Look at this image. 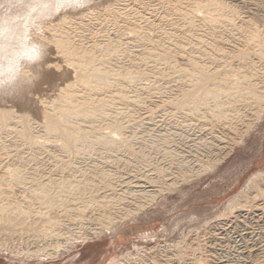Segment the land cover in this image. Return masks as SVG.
Masks as SVG:
<instances>
[{"label":"bare ground","instance_id":"obj_1","mask_svg":"<svg viewBox=\"0 0 264 264\" xmlns=\"http://www.w3.org/2000/svg\"><path fill=\"white\" fill-rule=\"evenodd\" d=\"M118 3H115V4L118 5ZM239 4L240 3L238 0H194V6H192V3H191L192 7L189 5L191 7V10H189L188 13L186 14L189 16L190 23L188 19L186 21H188L191 27L192 25H194L195 20L199 18L200 24L204 23L210 26V28L213 30H216L217 28L221 26V29H223L224 31L225 30L228 31L229 29H232L238 32V34H236L235 37L231 35V33H230V37L228 38L225 35V37L228 40H225V39L224 40L229 41L228 42L229 44L224 43L225 41L221 37V46H218L221 48L220 49L221 50V78H218L217 69H215V71H213L212 69L213 71L212 72L210 70L209 63H207L208 66L202 65L200 62H198L193 57L188 58V62L186 61L188 63L186 68H181L182 66L179 67V65L177 66L175 64H172L169 67V69L172 68L173 72L183 74L182 79L186 81V84L188 86L184 83L186 87L184 88L181 87L182 90L181 91L178 90L179 93L177 94L176 97L171 95L173 96L171 97L173 99L171 100L169 99L168 103L172 106H175L179 110H182L186 113L187 112L190 113L192 116L198 115V116H201V118L209 117V120L211 119L212 121H215V122H221V132L217 131L214 127H211V126L207 127L208 129H203L202 127L205 124H202L203 126L201 125L199 127H201L200 130H202V132L204 130V133H202L204 135H201L204 137L200 136V138L193 140L192 145H190L189 147L185 146V148H183L182 150H176V149L172 150V149H169L170 147L169 148L167 147V145H169L172 142V140L169 139L170 136L168 137L167 133H166L167 136L166 135L164 136L163 134V136L162 137L160 136V138L158 137L156 141L153 139L154 143L152 142L149 145L151 146L150 150L154 149L155 152H158V153L162 152V157L164 159V160L162 159V161H165L166 163H164L165 165H162L163 163H161L160 161L161 158H160L158 160L160 161V163L156 162L154 164L156 165L155 168L153 167L154 168L153 172H155L154 174L155 176L152 177L153 176L152 175L151 177H146L148 174L147 175L145 174L146 176L143 174L144 176L142 177L146 179L147 185H144V184H141V182H138L136 183L135 187H128L127 183H123L124 181L121 182L119 179H117L118 177L116 175H118L119 173H117L116 175H112L111 173H109L108 171L109 169L104 170L103 167L101 168V166H99L96 163H93L91 165H85L88 168L86 167L82 168L83 166L78 167L75 165V163L78 161L74 163L73 162L65 163L61 167L53 166L54 168H58V170H60L58 172L61 174V175L58 174L60 176V179L59 178L53 179L52 177V179H49L46 181H39V179L37 181V179H33V177L37 176L35 175L36 172H34L33 175L31 174V177L33 176L32 178H28L26 174L27 172L26 173L24 172L23 167L25 166H22L23 156L17 157L18 158L17 160L22 162L21 166L17 164L18 167L12 166L13 168H11L9 164L8 166L6 165L5 169L0 171V252L11 250L12 254L20 257L21 259L32 260V259L44 258L46 260H55L62 254V252L69 251L74 246V244L78 242L79 240L86 242L91 238V235H97L103 229L110 231L113 228H116L118 225H120L124 220H128L130 218L132 219L134 216L138 215L143 209L148 207V205L155 202L156 198L159 196L160 193H163L166 190L175 189L180 184H182V182L191 181L209 171H212L213 169H215L217 164L219 165V163L222 162L233 151L234 149L233 146L239 143V140L241 139V137L244 136V134L249 133L253 129L254 125L259 123L264 117V72H263L264 67L254 61L255 59L260 60V62L264 60V33L260 31L258 28L259 26L256 25L257 11L248 10L246 12L241 13L240 11L237 10L238 7H241L239 6ZM119 8H122V7L120 6ZM113 9L114 8H112V10L109 9L108 11L115 18H117V16H121L124 12V11H122V13L120 12V10H124V9H119V10L117 9L118 11L113 10ZM88 11L89 13L94 12V11L91 12L90 10ZM88 11L83 10L82 12H80L78 21L81 20L80 22L83 23V20L88 15ZM76 13L78 12H74V14ZM70 20H73V19L67 16H64L63 18L59 19L60 21L59 23L49 24V26L46 29L44 40H45V43L49 45V47L51 48V49L49 48V50L54 51L53 53L56 54V61L49 62V61H46V59H44L42 63L38 66V68L37 67L33 68V71L38 70L39 72H41V71L47 70L51 72V76L56 77L58 75V71L66 67L69 70H71L72 73L71 72L70 73L72 75L70 77H72L74 81L73 82L71 81V83L69 82V84H67L66 86L64 85L65 88H63L60 91L59 95L57 94L58 97L55 98L56 100H54V102L50 101L52 103H50L46 108H43L44 110H43L42 117H44L43 118L44 123L41 126L42 127L41 131L40 129L37 131V128L33 127V124L35 122L32 124L30 122L32 121V119L29 120V117H27V114L26 116H22V117H15L13 114V111L7 110L4 108L3 109L0 108V128H4V130L5 128L7 129L13 128L11 131L17 135V137L15 136L17 139L19 138L20 140H23L24 142H26V144L36 149H38L39 146H42L41 139H47L48 141V139L51 138L53 139V141L48 144L53 143L55 148H58L60 152L64 153L63 155L65 154L66 156L73 155V157H75L76 160H83L85 162H87L86 160H90V158L94 155L92 154V152L95 153L94 150H97V151L100 150L99 152H102L101 149H105L107 150V152H111V153L115 151L114 152L115 155H117L116 151L122 152L123 150H130V140L131 139L128 140V137L125 135L126 134L125 129L127 127H125L124 121L126 120L125 118L126 115H124V113L122 112H118L117 101H115V99H113L112 96H108V94L112 91L111 89L117 88L119 91V98L122 101L121 103L129 102L131 100V97H130L131 95L128 92V88L126 90L125 85H128L131 88H134L132 87V84L134 85L139 84V81H141L143 78L145 79L146 74L144 73V70L143 72H141L142 70L138 71L135 69L133 70L132 68L127 69L128 67L124 68L118 64V61H116L117 60L116 57L120 55L121 53L123 54L125 53V49L123 48L125 44L123 43L122 39L121 40L115 39V38L111 39L110 37H113V36H110L106 41H102L100 43L94 42L91 45L87 44L86 46L85 42L82 43L79 40H77L78 42L74 40L72 36L73 33L71 34L70 33L71 29H69V25L70 23H72L70 22ZM237 20H239V24L236 23ZM195 27L193 26L192 28H195ZM137 30L139 29H137V27L133 25V28L129 29L128 31L131 32L132 35L139 33L136 35V37H138L137 39H140L139 36H143V39L141 40L150 41V39L146 35L145 36L140 35V32H138ZM184 32L186 33V31ZM228 33L229 32H227V34ZM205 35L206 37H208L206 33ZM217 35L219 34L217 33ZM212 36L214 35L212 34ZM76 37H78V35L75 36V38ZM188 38H191V37H188ZM208 38H211V37H208ZM201 39H203V37ZM236 40L241 41V43H238L239 41H236ZM225 45H230V47L228 46V48H226ZM49 50L48 52H50ZM168 50H164V51L162 50V52L164 53L162 55L157 54L155 52H151L148 54V56L151 58H156L157 60L161 58L163 59L165 58V60L167 61L169 60L171 62V53ZM190 52H191V49H190ZM179 53L181 52L179 51ZM192 55L193 54H191V56ZM234 62L236 63L234 64ZM210 66H212V64ZM155 92L157 91L155 90ZM160 92L161 91H159V93ZM167 93L170 94L169 92ZM135 97L133 99H138L137 96ZM162 101L163 100H161V104L164 102ZM125 105L126 104H124V106ZM148 112H149V109H148ZM176 115H179V114H176ZM186 115L184 116L186 117ZM131 117L133 118L134 116L131 115L128 118H131ZM137 119H140V118H137ZM137 119L136 120L134 119V120L137 121ZM146 121H149V119ZM188 124H191V122L190 123L188 122ZM188 126H192V125H188ZM227 134H234L236 136L234 137L235 138L234 144H228V142L225 141ZM190 138H193V137H190ZM2 143H4V140ZM44 143L45 142H43V144ZM96 146H101L102 148L97 149ZM158 146L160 147V149L155 150L158 148ZM11 148H13V146ZM124 148H128V149H124ZM43 149H44V146L42 147V150ZM53 154L55 153L53 152ZM37 155H33L32 158L38 159L39 155L38 156ZM59 157H62V156H59ZM111 157L112 156H110L109 154H106L105 157L103 155V157L100 158V162H102L103 160L104 161L108 160ZM63 160L65 161L64 158ZM117 160H116V163H117ZM64 161H62V163H64ZM39 162L40 161H38V163ZM2 164L0 162V169L3 168ZM147 164L149 165L148 162L146 163V166ZM38 165H40L41 167L42 163ZM27 167L25 168L27 169ZM140 168H139V171H140ZM66 171L68 173L67 177L70 179L66 178L65 176ZM32 172L33 171H31V173ZM39 173L40 172H38V174ZM114 173L115 171H113V174ZM76 178H80L81 180H75ZM29 179L31 181H29ZM263 181H264V174L262 173L257 174L254 177H252V179H250V181L247 184V187H246L247 189L244 190L242 195L239 197L240 199L245 198V200L244 201L236 200L237 202L234 201V202L229 203L226 206V210L223 214V217L225 216L228 217L232 215L234 212L240 211L243 208L247 207L246 205L249 204V202L247 201L250 199L248 195H251L250 193H252L250 191L254 190L255 194L254 193L253 194L255 196L252 195L254 198H257V197L264 198V188L261 187ZM129 182H132V181H129ZM124 184L127 185L125 189L123 186ZM22 186L27 187L30 190V192L28 193H31L29 194L30 196L27 197L26 193L22 192L23 193L22 197L30 201L31 200L39 201L44 206L46 212H41V211L34 212V210H31V208H29L30 206L28 207L21 206L17 202L18 200H20L19 198H16L17 201L14 204L9 202L8 198L11 195H13L12 193H14L13 190L11 191V188L14 187V190H15L16 187L19 189ZM129 186H131V183ZM86 195L89 197V199L87 198V201L85 202L83 201V205L81 204L80 208L76 207L75 209L74 207L72 208V210L66 209V207L69 208V206L66 205L67 201L69 203L70 201L72 203L80 201V200L82 201L83 200L82 196H86ZM253 201L254 200H252V202ZM87 209L88 210L95 209L96 211H98L100 215L98 214L99 216L98 218H96L97 219L96 221L98 222L97 225L99 227L97 225H96L97 227H93V228L87 226L85 227L87 229V233H84L83 229L81 230L82 232L77 231L79 232V235L77 238L73 239L72 238L73 235H71V233L69 235L67 232H64L63 226H65L66 224L64 221H68L70 223L72 222V225L74 221L81 222ZM72 212L73 213L76 212V214L74 215ZM90 213L92 214L93 212H90ZM62 218H66V220ZM215 226L217 227V225ZM218 226L220 227V225ZM78 230L80 229L78 228ZM216 231H215V235H217ZM218 235L222 236L220 233ZM6 237L7 238L12 237V239H6ZM201 237H204V236H201ZM201 237H198L195 239V241H198L196 243H201L203 241ZM200 238L202 240H200ZM217 238L214 237L213 239L217 240ZM221 238L219 240H221ZM24 239H26L29 244L32 243L34 247L29 248L26 251L21 250V248L16 249V247L14 246V242L15 241L21 242ZM209 239L210 238H208V240ZM64 240L66 241V243H63ZM189 243L191 242L189 241ZM219 244L217 243V245ZM175 248L177 249L176 246ZM200 248H204L202 244L200 245L198 244L197 248L195 246L194 250H197ZM205 248L207 247L205 246ZM159 249L156 247H152V248H148L144 250L143 251L144 255L140 259H130L126 257L124 259L123 264H182L183 261L181 262L179 260H182L184 257L182 256V254H180V252H178V250L172 253L170 251L173 249V247L170 250L169 247L167 246L166 248L162 250H159ZM218 249L212 248L211 250H209V254L207 255L203 254V257H201L200 259L196 258V260L198 261L200 260L203 264H221L222 262L221 254L219 253L220 251ZM163 252L164 254L163 256H161L163 258L159 260L158 254L160 255ZM199 253H202V252H199ZM191 260L193 259L191 258ZM115 264H119V263H115Z\"/></svg>","mask_w":264,"mask_h":264},{"label":"rangeland","instance_id":"obj_2","mask_svg":"<svg viewBox=\"0 0 264 264\" xmlns=\"http://www.w3.org/2000/svg\"><path fill=\"white\" fill-rule=\"evenodd\" d=\"M180 1L178 0H166V1L165 0H95L92 6V9L90 10L91 12L93 11L94 12L89 13L88 11V15L90 17L87 15V17L83 20V23L80 22L81 20L78 21L80 12L76 14H74V12H69L65 15L73 19V20H70V22L72 23H70L69 29L72 30V31L70 30V33L71 34L73 33L72 36L74 40L76 41L79 40L82 43L85 42L87 46V44L91 45L94 42L100 43L102 41H106L110 36H113V37H110L111 39H114V38L120 39V40L122 39L123 43L125 44L123 46V48L125 49V53L124 54L121 53L120 55L116 57L117 59L116 61H118V64L124 68L128 67L127 69L132 68L133 70L134 69L138 71L142 70L141 72H143L144 70V73L146 74L145 79L143 78L141 81H139V84H137L138 86L132 84V87L134 88H131L130 86L125 85L126 90L128 88V92L131 95L130 96L131 100L129 102L121 103L122 101L119 98V91L117 88L111 89L112 91L108 94V96H112L113 99L117 101L118 112H122L124 113V115H126L125 116L126 120L124 121L125 127H127L125 129V133H126L125 135L128 137V140L131 139L130 140V150H123L122 152L116 151L117 155H115L114 153L115 151L111 153V152H107V150L105 149H101L102 152H99L100 150L98 151L94 150L95 153L97 154L92 152V154L94 155L90 158V160H86L87 162H85L83 160H76L75 157H73V155H70V156L68 155L66 156V154L63 155L64 153L60 152L58 148H55L53 143L48 144L53 141V139L51 138L48 139V141L47 139H41L42 146H39L38 149H36L26 144V142H24L23 140H20L19 138L17 139L16 138L17 135L11 131L13 128L12 129L5 128V130L4 128H0V140H1L0 141L1 143L0 144V162L1 164L3 163L2 164L3 168L1 167L2 169H0V171L5 169L6 165L8 166L10 164L11 168H13V167H18L17 164L21 166L23 162L22 166H25V167L28 166L27 169L33 171L31 173V171L23 167L24 172L25 173L27 172L26 174L28 178H32L33 176L31 177V174L33 175L34 172H36L35 175L37 176H35L36 178L33 177V179H37V181L38 179L39 181H46V180L52 179V177L53 179H58V178L60 179V176L58 175L60 174L58 173L60 170L54 167H58V166L61 167L65 163H68V162L74 163L78 161L75 163V165L78 167L83 166L82 168L84 167L88 168L85 165H91L93 163H96L99 166H101V168L103 167L104 170L109 169L108 171L112 175H116L117 173H119L118 174L119 176L116 175L118 177L117 179H119L121 182L124 181L123 183H127L128 187H135L136 183L138 182H141V184L147 185L146 179L143 178L142 176H144L145 174L146 175L148 174L147 176L146 175L145 176L151 177L153 175L152 177H154L155 172L153 171L156 166L154 164L156 162L160 163V161L161 163H163L162 165H165L164 163H166L165 161H162L163 159L162 152L158 153V152H155L154 149L150 150L151 146L149 145L153 142V139L156 141L158 137L159 138L160 136L162 137L163 134L165 136L167 133L168 137L170 136L169 139L172 140V142L169 145H167V147L168 148L170 147L169 149H172V150L173 149L182 150L183 148H185V146L189 147L190 145H192L193 140H196L200 138L201 135H204L202 134L204 133V130L202 132V130H200L201 127H199L202 124H205L204 125L205 127L202 125L203 129H208L207 127L211 126V127H214L217 131L221 132V122H215V121H212L211 119L209 120V117L201 118V116H198V115H193L194 116L193 117L190 113L187 112L188 113L187 114L186 112L179 110L175 106H172L168 103L169 99L170 100L173 99L171 97L177 96V94L179 93L178 90L180 91L182 90L181 87L184 88L187 85L186 81L182 79L183 74L175 73L173 72L172 68H170L171 69L170 70L169 67L172 64H175L177 66L179 65V67L182 66L181 68H186L188 64L187 63L188 58L193 57L198 62H200L202 65L208 66L207 63H209L210 70L212 71L213 69V71H215V69H217L218 78H221V50H220L221 48L218 47V46H221V37L223 38V40L224 39L228 40L227 38L230 37V33L231 35L235 37L236 34H238V32L232 29H229L228 31L226 30L224 31L223 29H221V26L217 28L216 30H213L210 28V26L204 23H201L202 24L201 25L199 18L195 20L194 25H192V27L193 26L194 27L196 26V27L192 28L191 25L189 24L190 23L189 16L186 14L188 13L189 10H191V7L194 6V0H180ZM238 1L241 4V5L239 4V6L241 7H238L237 10L240 11L241 13L246 12L248 10L257 11L258 16L256 15L257 17L256 25L259 26L258 27L259 30L264 33V21H263L264 20V16H263L264 15V5H263L264 0H254V1L253 0H238ZM115 3H118V5ZM191 3H192V6H191ZM120 6L122 8H119ZM112 8H114L113 10L124 9V10H120V12L122 13V11H124L123 14L124 13L125 14L124 15L122 14L121 16H117V18H115L108 11L109 9L112 10ZM60 18L61 17H57L56 20L51 23L53 24L59 23ZM125 19L126 20L128 19V20L126 21ZM187 19L189 23L188 21H186ZM133 21L136 25L133 23ZM236 23L239 24V20H237ZM133 25L137 27V29H139L137 31L140 32V35H144V36L146 35L150 39V41L141 40L143 39V36H139L140 39H137L138 37H136V35L139 33L132 35V33L129 32L128 30L132 29ZM184 31H186V33ZM204 32L207 34L208 37H211V38L206 37ZM227 32L229 33L227 34ZM211 33L214 36H212ZM217 33L219 35H217ZM221 33H223L224 35ZM77 35L78 37L75 38V36ZM225 35L227 38L225 37ZM188 37H191V38H188ZM202 37L203 39H201ZM236 41H239V40H236ZM228 42L229 41H225L224 43L229 44ZM238 43H241V41H239ZM197 46L199 49L197 48ZM225 46L226 48H228V46L230 47V45H225ZM49 48L50 47H48V50ZM190 49H191V52H190ZM162 50L163 51L168 50L171 53V62L169 60L168 61L165 60V58L164 59L161 58L157 60L156 58H151L148 56V54L151 52H155L157 54L162 55L164 54ZM178 50L181 53H179ZM49 51L50 52H48L45 58L46 61H49V62L56 61V54L53 53L54 51H51V50ZM134 53L135 54L137 53V54L135 55ZM191 54L193 55L191 56ZM211 56L214 61L212 60ZM257 60L258 59H255L254 61L264 67V60H262V62H260V60H258L259 61L258 62ZM235 63L236 62H234V64ZM211 64L212 66H210ZM169 70L172 72H170ZM70 72L71 70H69L66 67L58 71V75L56 77L51 76V72L47 70L39 72L40 79L35 82L33 87L29 88L22 95L11 97V98H8V97L0 98V108L13 111V114L15 117L26 116L27 114V117H29V120L32 119V121L30 122L32 124L35 122L33 124V127H36L37 131L39 129L41 131L42 130L41 126L44 123V120H43L44 117H42L43 110H44L43 108H46L50 103H52L50 101L54 102V100H56L55 98L58 97L60 91L63 88H65V86L69 84V82L71 83V81L72 82L74 81L73 78L70 77L72 75L71 74L72 72L71 73ZM155 90L157 92H155ZM159 91L161 92L159 93ZM167 92H169L170 94H168ZM135 96H137L138 99H133ZM161 100L164 101V102L162 101L163 102L162 104H161ZM124 104L126 105L124 106ZM152 104L154 105L157 104L158 106L155 105L156 106L155 107ZM148 109H149V112H148ZM176 114H179V115H176ZM131 115L134 117L128 118ZM184 115H186V117ZM137 118H140V119H137ZM134 119L135 120L137 119V121H135ZM148 119L149 121H146ZM188 122L189 123L191 122V124H188ZM188 125H192L193 127L188 126ZM191 127L193 128V130ZM190 137H193V138H190ZM201 137H204V136H201ZM234 137H236L234 134H227L225 141L228 142V144H234V141H235ZM227 139H229L230 141ZM3 140H4V143L6 144L2 143ZM12 142L15 144H13ZM43 142L45 143L43 144ZM9 146L11 147L13 146V148ZM43 146H44V149L42 150ZM233 147H234L233 151L223 160L224 162L222 161L220 162L221 164L220 163L219 165L217 164L215 169H213L212 171H209L191 181L182 182V184L178 186L179 188L176 187L177 189L176 188L170 189V190H166L163 193H160L159 196L156 198L155 202L151 203L150 205H148V207L143 209L139 213L140 215L138 214L134 216L132 219L130 218L128 220H124L116 228H113L110 231L103 229L97 235H91V238L86 242H83L78 239L79 241L76 242L69 251L62 252V254L57 259L55 260H46L44 258L32 259V260L21 259L20 257L12 254L11 250H8L5 252H0V264H115V263L123 264L124 259L126 257L130 259H140L144 255V252H143L144 250L148 248H152V247H156L158 249L160 248L159 250H162L166 248V246L169 247L170 250L173 247V249L170 252L174 253L176 250H178V252L182 254L184 258L182 260H179L181 262L183 261L182 264H198V262L199 264H203L200 260L199 261L196 260V258L200 259L201 257H203V254L205 255L209 254V250H211L212 248H216V249L219 248L218 250L220 252L219 251L218 252L221 254V260H222L221 264H227V263L228 264H233V263L234 264H264V259H263L264 258L263 257L264 256V229H263L264 228V198L262 197L254 198L253 197L255 196L254 190L250 191L252 193H250L251 195H248L250 199L247 201L249 202V204L246 205L247 207L243 208L240 211L234 212L232 215L228 217L226 216L223 217V214L226 210V206L229 203L234 202L236 200H241V201L245 200V198L240 199L239 197L242 195L244 190L247 189L246 187L250 179H252V177H254L257 174H260V173L264 174V117L259 123L254 125L253 129L249 133L244 134V136H242L241 139L239 140V143L235 144ZM96 148L100 149L102 147L96 146ZM33 149L36 152H34ZM124 149H128V148H124ZM158 149H160L159 146L155 150H158ZM37 150L39 151V153ZM47 151H49L50 153ZM53 152L55 154H53ZM9 153L13 155L11 156ZM106 154H109L112 157L109 158L108 160H105V161L103 160L102 162H100V158L103 157V155L105 157ZM33 155H37L39 160L33 159L32 158ZM19 156L21 157L23 156L22 162L17 160L18 159L17 157ZM59 156H62V157H59ZM63 158L65 159V161L63 160ZM160 158L161 160L158 161ZM36 160L40 162L38 163V161ZM116 160L118 164L116 163ZM62 161H64V163H62ZM147 162L149 163V165L147 164L146 166ZM41 163L42 165L40 167V165L38 164H41ZM139 168H140V171H139ZM32 169H34L35 171ZM113 171H115L114 174H113ZM148 171L150 174L148 173ZM38 172L40 173L38 174ZM67 174L68 173L66 171V175H65L66 178H68ZM75 180H81V179L76 178ZM29 181L31 180L29 179ZM129 181H132V182H129ZM130 183H131V186H129ZM127 185L125 184L123 185L124 189L126 188ZM261 187L264 188V181ZM26 188L27 187H23V186L19 189L16 187L15 190H14V187L11 188V191L12 190L14 191V193H12L13 195L15 194V192L16 194L18 193L20 194L18 195L15 194L16 196L11 195L8 198L9 202L14 204L17 201L16 198H19L20 200H18L17 202L21 206L23 207L30 206L29 208H31V210H34V212H38V211L46 212L44 206L39 201L37 200L30 201L22 197L23 193H26L27 197L30 196L29 194H31V193H28L30 192V190ZM82 198L83 200L77 201L78 203L77 202L72 203L71 201L69 203L67 201L66 205H68L69 208L66 207V209L72 210V208L74 207L75 209L76 207L80 208L81 204L83 205V201L85 202L87 201V198L89 199L87 195L82 196ZM252 200L254 201L252 202ZM90 212H93V213L91 214ZM73 214L75 215L76 212H74ZM98 214H99L98 211H96L95 209H91V210L87 209L81 222L74 221L72 225V222L70 223L68 221H64L66 223L65 226H63L64 232H67L69 235L71 233V235H73L72 236L73 239L78 237L79 232H82L81 231L82 229L84 233H87V229L85 227L88 226V227L93 228V227L98 226L97 225L98 222L96 221L97 220L96 218H98V216L100 215ZM62 219L66 220V218H62ZM214 224L217 225V227ZM218 225H220L221 228ZM78 228L80 230H78ZM215 231L217 235H215ZM219 233L222 236L218 235ZM201 236H204V237H201ZM198 237H201L203 239L201 243H196L198 241H195V239ZM214 237L216 238L219 237V238L215 240L213 239ZM201 238L200 240H202ZM208 238H210L209 239L210 242ZM220 238L221 240H219ZM6 239H12V237H9V238L6 237ZM213 240L215 243L213 242ZM189 241L191 243H189ZM63 243H66V241L64 240ZM217 243L218 244L221 243V244L217 245ZM198 244L199 245L202 244L204 248H200L201 250L200 249L194 250L195 246L196 248L198 247ZM14 246L16 247V249L21 248V250L23 251H26L27 249L34 247L32 243L29 244L26 239H24L21 242L15 241ZM175 246L177 247V249L175 248ZM205 246L207 248H205ZM199 252H202V253H199ZM161 254L160 255L158 254L159 260L163 258L161 256H163L164 252ZM191 258L193 260H191Z\"/></svg>","mask_w":264,"mask_h":264},{"label":"clouds","instance_id":"obj_3","mask_svg":"<svg viewBox=\"0 0 264 264\" xmlns=\"http://www.w3.org/2000/svg\"><path fill=\"white\" fill-rule=\"evenodd\" d=\"M95 0H0V98L22 95L40 79L33 71L48 54L49 24Z\"/></svg>","mask_w":264,"mask_h":264}]
</instances>
